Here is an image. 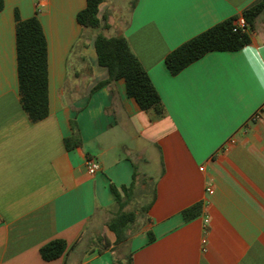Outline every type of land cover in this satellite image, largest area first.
Returning a JSON list of instances; mask_svg holds the SVG:
<instances>
[{"label":"crops","instance_id":"crops-1","mask_svg":"<svg viewBox=\"0 0 264 264\" xmlns=\"http://www.w3.org/2000/svg\"><path fill=\"white\" fill-rule=\"evenodd\" d=\"M37 1L3 0L0 10V264H116L117 247L130 264H264V9L248 44L172 74L170 50L255 0H133L121 31L106 36L126 38L160 95L157 115L123 78L99 84L108 71L97 29L76 20L86 0H44L49 111L32 121L19 100L14 16L35 15ZM71 119L81 144L66 149ZM88 158L100 163L95 174ZM111 185L135 214L119 243L107 226L120 209ZM193 204L199 213L185 219ZM56 238L64 252L43 259Z\"/></svg>","mask_w":264,"mask_h":264},{"label":"trees","instance_id":"trees-1","mask_svg":"<svg viewBox=\"0 0 264 264\" xmlns=\"http://www.w3.org/2000/svg\"><path fill=\"white\" fill-rule=\"evenodd\" d=\"M102 0H86L85 7L77 12L76 20L84 27L99 30L107 29L109 24L105 18L98 17V6ZM0 0V10L3 8ZM264 9V0H255L245 7L241 15L246 21L245 30H234L236 17L224 19L207 29L197 33L170 50L164 62L172 74H177L184 67L212 50H237L250 42V31L253 29L256 17ZM15 46L16 69L18 79L19 100L23 110L32 121L43 119L48 115V69L47 43L40 23L35 15L21 19L15 12ZM94 49L97 63L108 71L107 83L116 78H123L126 94L133 97L142 110H153L157 115H163L164 105L160 95L152 83L148 73L130 49L123 35L106 36L97 31L94 37ZM72 134L64 138L66 149L79 146L81 137L78 125L74 119L70 120ZM114 199L120 209L109 220L107 226L114 232L115 241L121 242L125 238V230L133 221L132 211H123L124 201L114 185L110 186ZM125 193L129 188L122 186ZM200 204H193L182 211L185 219L197 215ZM66 248L63 239H52L40 247L43 259L51 260L59 257ZM116 264H130V258L117 260Z\"/></svg>","mask_w":264,"mask_h":264},{"label":"rangeland","instance_id":"rangeland-1","mask_svg":"<svg viewBox=\"0 0 264 264\" xmlns=\"http://www.w3.org/2000/svg\"><path fill=\"white\" fill-rule=\"evenodd\" d=\"M107 1H108V7H107L105 21L111 24V28H107V29L100 28L99 31L105 35H113L121 31V25H119L118 23L119 21L122 22L125 21L129 16L131 10V4L133 0H107ZM88 30L89 32H91V34L93 32L94 33L96 32V29L88 28ZM154 171L155 170L151 171V176H150L151 178L147 181L145 185L146 194L141 201L142 203L148 201L151 197L153 191V180L155 177ZM124 251H125L124 248L117 247L115 250L116 252L115 258H123L125 260Z\"/></svg>","mask_w":264,"mask_h":264},{"label":"built area","instance_id":"built-area-1","mask_svg":"<svg viewBox=\"0 0 264 264\" xmlns=\"http://www.w3.org/2000/svg\"><path fill=\"white\" fill-rule=\"evenodd\" d=\"M44 0H38L36 3V12H40V10L44 7ZM234 30H245L246 29V21L244 17L240 14L234 20ZM259 117V112L254 113L251 116V120H256ZM228 142H233V138H229ZM86 170L87 173L92 175L95 174L98 170H100V163L95 158L86 159ZM208 192H211V188L208 187L206 189ZM205 240H203L204 242Z\"/></svg>","mask_w":264,"mask_h":264}]
</instances>
